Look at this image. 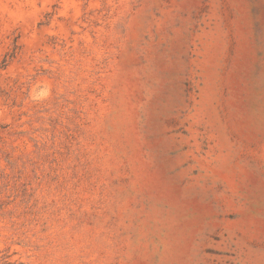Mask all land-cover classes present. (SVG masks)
Listing matches in <instances>:
<instances>
[{
  "label": "rangeland",
  "instance_id": "rangeland-1",
  "mask_svg": "<svg viewBox=\"0 0 264 264\" xmlns=\"http://www.w3.org/2000/svg\"><path fill=\"white\" fill-rule=\"evenodd\" d=\"M0 264H264V0H0Z\"/></svg>",
  "mask_w": 264,
  "mask_h": 264
}]
</instances>
